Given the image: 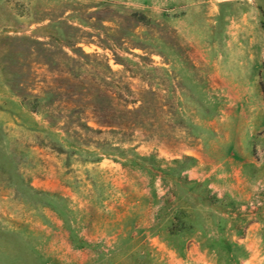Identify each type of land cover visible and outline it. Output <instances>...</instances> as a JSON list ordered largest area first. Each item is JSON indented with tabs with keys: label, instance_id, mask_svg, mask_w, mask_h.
I'll return each mask as SVG.
<instances>
[{
	"label": "rangeland",
	"instance_id": "obj_1",
	"mask_svg": "<svg viewBox=\"0 0 264 264\" xmlns=\"http://www.w3.org/2000/svg\"><path fill=\"white\" fill-rule=\"evenodd\" d=\"M0 264H264V0H0Z\"/></svg>",
	"mask_w": 264,
	"mask_h": 264
},
{
	"label": "trees",
	"instance_id": "obj_2",
	"mask_svg": "<svg viewBox=\"0 0 264 264\" xmlns=\"http://www.w3.org/2000/svg\"><path fill=\"white\" fill-rule=\"evenodd\" d=\"M96 109L97 107L94 106ZM103 110V108H102ZM106 110H110L109 108H106ZM127 114H133L132 112H129V113H126L125 114V117H128ZM98 117V123L101 124V125H104V126H116V127H121L122 122H121V118H119L118 116H112V115H97ZM128 119V118H127ZM123 121V119H122ZM179 162V161H177ZM191 162V163H190ZM182 164H193L194 163V159L192 158H189L187 157L185 160L181 161ZM35 194L37 196H39V200L42 201V203L45 205V206H48V207H51V208H54L56 209L59 214L61 216H64L65 217V212L64 210L60 209L58 206V204L56 203V201L50 197L48 194L46 193H42V192H35ZM199 213H196L194 212L193 214L183 210V209H180L178 211V214L176 216V219L178 221H180L183 225L182 227L179 229L177 228L176 224L173 222L172 223V232L173 234L177 233V232H186V231H190V230H196V229H203V226H202V222L199 218ZM173 227H175L173 229ZM223 230V225L220 226V231ZM220 242H222L224 244V246L228 249V250H232V244L230 242H228L227 240L225 239H221L219 240Z\"/></svg>",
	"mask_w": 264,
	"mask_h": 264
}]
</instances>
